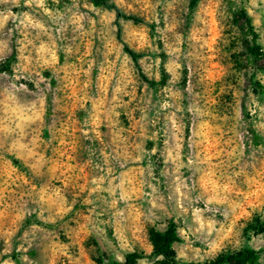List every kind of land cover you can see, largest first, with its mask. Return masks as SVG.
Returning a JSON list of instances; mask_svg holds the SVG:
<instances>
[{
  "label": "clouds",
  "instance_id": "clouds-1",
  "mask_svg": "<svg viewBox=\"0 0 264 264\" xmlns=\"http://www.w3.org/2000/svg\"><path fill=\"white\" fill-rule=\"evenodd\" d=\"M113 2L126 10L131 6L125 5L124 0ZM137 2L143 0H133ZM51 3L59 5L60 0ZM71 3L73 7L61 17L46 10L43 0H0V15L5 20L0 24V264H92L76 252L77 246L88 237L97 241L104 264H129V254L133 253L132 264H164V255H153L154 244L149 237L162 235L168 221L184 244L185 255L177 257L178 264H211L225 251L258 252L250 246L252 233L248 231L246 235V230L250 225L264 226V159L253 158L241 165L244 143L250 144L248 133L253 128L264 133V107L258 108L251 92L245 97L243 90L245 76L253 75L251 67L239 73L229 71L235 83L223 85L224 91L233 93L234 104L228 106L231 115L225 118L223 126L227 130L221 139L227 137L231 149L227 154L234 163L230 162L223 171L221 165L216 166L214 171L220 173L218 182L232 188L226 196L216 199L211 197V188L202 183L207 175L202 166L208 163L203 159L208 145L196 132L199 126L215 128L219 118L209 116L206 111L197 113L196 104L203 97L194 92L191 64L188 87L184 89L190 98L187 107L181 106V93L169 87L157 92L166 102L158 100L150 109L144 100L148 85H141L135 65L122 52L109 60L110 53L105 51L99 66L79 47L63 50V65L55 55L45 60L37 51V43L48 37L52 48L60 51L55 41L62 37L63 30L56 27V21H63L65 29L68 24L75 25L77 31L82 27L80 22L86 21L89 30L85 35L89 38L96 25L103 24L102 12L87 0H71ZM229 3L236 5L231 12L243 9L251 19L253 30L264 35L261 30L264 0H247V3L201 0V9L208 5L215 9V22L221 34L218 47L226 46L229 41L225 35L226 21L232 19L228 14ZM12 8L19 10L17 15H13ZM108 15L111 25L116 13ZM129 27L125 26L124 43L130 48L136 45L137 52L151 48L150 43L141 48L131 42ZM174 27L173 24L166 31H173ZM115 31L114 27H108L104 35L113 39L111 33ZM147 31L140 29L145 36ZM204 31L207 32L206 21ZM188 41L192 43L191 36ZM227 55L220 54L219 60ZM159 63L157 60V68ZM139 64L148 79L158 85L159 72L153 77L143 60ZM176 66L179 68V64ZM227 67L231 69V64ZM45 70L52 73L47 80L41 75ZM195 76L199 77L197 87H200L205 81L204 73L198 69ZM255 79L264 83V74H256ZM29 84L34 85L35 92L30 91ZM32 96L36 101L25 113L29 118L18 121L14 107L20 102L28 104ZM244 106L251 116L247 121L241 117ZM149 111L153 112L150 120ZM80 112L86 114L82 122L77 115ZM136 113L140 114L139 118ZM121 116L126 118L127 127ZM46 118L51 121L48 126ZM189 125L191 135L185 139ZM149 126L154 129L151 135ZM45 130L49 132L48 139L41 138ZM81 138L97 145L84 163L78 162ZM148 141L153 145L150 150H146ZM13 159L21 161V170L12 166ZM161 160L164 171L158 174ZM249 175L258 177L259 182L248 180ZM39 177H47L46 190L38 189L33 183ZM253 188L257 189L256 193ZM33 217L51 230L38 228ZM36 232H45L51 238L42 250L33 248L29 240V235ZM61 235L68 237V243L60 244ZM30 250L37 252V259H29ZM95 252L96 248H90L88 255Z\"/></svg>",
  "mask_w": 264,
  "mask_h": 264
},
{
  "label": "rangeland",
  "instance_id": "rangeland-1",
  "mask_svg": "<svg viewBox=\"0 0 264 264\" xmlns=\"http://www.w3.org/2000/svg\"><path fill=\"white\" fill-rule=\"evenodd\" d=\"M44 8L48 11H55L61 17L68 12V9L72 8L73 5L71 0H60L59 5H53L51 0H43ZM88 3L92 4L90 0ZM109 3H113V0H108ZM247 3V0H243ZM125 5H131L129 10L125 8H120L125 15H129L138 20V22H132L124 19H115L112 24L109 25V15L112 11H108L102 7H95L102 12L103 24L96 25V31L92 33L89 38L85 34L88 32L89 28L86 21H81V29L76 30V26L68 24L67 28H64L63 21H56V27L63 30L62 37L55 41L56 49L60 51H55L52 45L48 41V37H43L37 43V51L45 59L49 60L53 55H55L61 65H63L65 60L64 49H73L79 47L80 51L88 56L97 66L103 62L104 52L110 53L109 60L115 59L117 56L127 55L123 50V46H127L131 49L135 55L136 59L132 60L135 65L136 71L139 75V82L148 85V91L145 93L144 100L151 109L152 105L157 104V101H162V97L157 95L158 90L160 92L166 91L169 87L173 91H179L181 93V106L187 107L190 100L188 94L184 89L188 87L189 82V65L191 64L193 69V86L194 92L198 96H202L203 99L196 104V110L198 114L204 113L205 111L209 116L219 118L218 124L213 127L199 126L196 132L198 138H202L206 141L208 148L205 149L203 159L208 161L207 164L202 167L207 171V175L203 177L202 183L206 187L211 188V197L219 199V196H226L231 190V186L226 183H219L217 176L220 173L215 172L217 165H221V171L227 167L231 162L234 163L228 156V152L231 149L228 148L227 137L223 136V133L227 130L225 126V118L231 115V109L228 108L229 105L234 104V96L231 91H224V83H235V77H230L228 75L230 72H243L251 67L253 70L252 77L245 76V97L247 93L251 92V98L255 100L256 105L259 107H264V83L255 79L256 74H264V35H261L253 30L251 19L247 16V13L243 9H238L237 12H231V9L236 7V5L228 4V14L232 16V19L226 21V32L225 35L229 37V41L226 46L218 47L220 41V32L217 30V25L215 22V9L212 5H208L201 9V0L192 4L191 0H143V2L133 3V0H124ZM116 5V4H115ZM117 6V5H116ZM13 15H17L19 10L16 8L11 9ZM27 11V9H25ZM74 11V9H73ZM245 13L249 24L245 18L240 19L236 24L235 19L241 14ZM71 14V13H69ZM91 15V14H90ZM167 16V20L165 17ZM94 19H99V17H93ZM31 19V16H30ZM123 21V23H121ZM205 21L207 22V32L205 33ZM38 22V21H35ZM4 16L0 15V24H4ZM7 24H11V21H7ZM175 25L173 31H166L167 27ZM130 25L129 29V39L131 42L136 43L139 47L144 48L147 43L151 44V48L145 47L143 50L137 52L134 51L136 45L131 48L128 44L124 43V37L126 28L125 26ZM249 26L251 29H249ZM48 27V25H45ZM114 27L116 31L111 33L114 37L109 39L104 35L107 28ZM141 28H146L147 36L140 32ZM31 31V29H29ZM261 30H264V22H262ZM6 31V30H5ZM35 35V33H33ZM53 36L55 37V29L53 30ZM192 37V43L188 41V37ZM248 37H251L249 41ZM199 42V43H197ZM105 45L107 47H105ZM122 46V48H121ZM239 49V51H237ZM222 53H228V55L221 60L219 56ZM128 56V55H127ZM179 57V59H177ZM144 61V67L148 68L153 77L159 72L160 80L159 84L155 80H149L148 76L144 74L139 61ZM159 61V66L157 68L156 61ZM179 64V68H177ZM231 64V69H228V65ZM201 70L204 73L205 81L200 86L197 87V79L199 77L195 76L197 70ZM96 69H93V74L95 75ZM177 74L179 76L176 79ZM9 75L11 72L9 70ZM45 80L49 79L52 75L51 71L45 70L41 74ZM170 84V82H173ZM23 83V81H21ZM53 87L55 86V81H52ZM30 91L35 92L34 85H28ZM41 89L44 88L42 84ZM138 95L140 92L138 91ZM23 98V94H21ZM19 99V98H18ZM51 97H49V100ZM29 103L25 104L20 102L16 104L13 109L15 116L18 121L23 122L29 117L25 113L29 110V105L35 103L36 97L32 96L29 98ZM227 109V110H226ZM32 112L35 113V108H32ZM246 106L243 107L241 111V117L244 120L251 119L250 115H247ZM63 118V114H58ZM78 118L83 121L86 119V114L80 112L77 114ZM139 118V113L135 114ZM153 116V112H148V119L150 120ZM163 117V114H161ZM202 119L207 120V117L202 116ZM120 120L123 122L124 126L127 127V120L125 117L121 116ZM51 123L49 119L46 118L45 124L48 126ZM259 123V120L257 121ZM102 131H104L102 129ZM154 129L149 126L148 134L151 135ZM247 131V129H245ZM191 135L190 125L186 128L185 139ZM249 141L244 143V158H241V165L249 162L251 159H256L257 161L264 159V133H261L258 129L253 128L251 132L248 133ZM42 139L49 138V132L47 130L42 132ZM243 139V137H242ZM139 142V141H138ZM152 141L146 143V150H150L152 147ZM163 146L161 141V147ZM23 148V145H21ZM234 147V146H233ZM97 148V145L91 143L87 140L81 138V143L78 147V162L84 163L89 159L90 153ZM211 149L209 151L208 149ZM47 155V154H46ZM183 156V153H182ZM214 157H220V159H215ZM93 163H95L96 158L92 157ZM155 160V157H153ZM12 166L18 170L22 169L21 161L18 159L12 160ZM240 166H237L239 170ZM164 164L161 160L157 165V173H163ZM170 171V168H169ZM183 172V169L181 170ZM229 172L232 169H228ZM6 178V176H5ZM248 180L253 183H258V177L247 176ZM38 189L46 190L47 177L36 178L33 182ZM257 189L253 188V193H256ZM161 194H167L161 189ZM101 195H106L102 193ZM31 207V205H29ZM147 211V208L145 209ZM198 208H194V211H198ZM32 221L36 224L38 228H46L39 221L32 218ZM171 222H167V226ZM28 229L26 225L25 230ZM167 227L164 228L163 233L166 231ZM50 228H46V231H50ZM248 231H251L252 235L250 238V246L252 249L259 250L256 258L250 264H264V226L259 224L250 225L249 229L246 230V235ZM111 233L109 232V236ZM162 235L157 234L155 236L150 235L149 239L154 244V249L160 244ZM50 237H46L45 232H36L34 235H29V240L33 244L35 249H43L49 243ZM60 244L68 243V237L61 235L59 237ZM27 246V245H26ZM90 248H96L95 253H90L88 251ZM76 252L84 256L86 260L91 261L92 264H104V258L100 255V248L97 245V241L93 240L92 237H88L76 248ZM172 252L174 255L175 263L178 264L177 257H183L184 244L183 241L178 238V242L172 245ZM224 253H232L231 251H225ZM155 256V255H154ZM38 258L37 252L30 250L29 259L35 260ZM43 259V256L39 257ZM13 259L15 255L13 254ZM164 264H170L167 260Z\"/></svg>",
  "mask_w": 264,
  "mask_h": 264
},
{
  "label": "trees",
  "instance_id": "trees-1",
  "mask_svg": "<svg viewBox=\"0 0 264 264\" xmlns=\"http://www.w3.org/2000/svg\"><path fill=\"white\" fill-rule=\"evenodd\" d=\"M198 0H191L192 4L196 3ZM90 2L95 7H102L105 8L108 11H112L116 13V19H124L129 20L132 22H138L137 19H135L132 16L125 15L120 8H118L115 4L109 3L108 0H90ZM245 18L247 21V25L249 24V21L247 19V16L245 13H241L237 19L234 20V22L237 24L240 19ZM249 29L251 27L249 26ZM123 50L125 53L132 59H136L135 53L129 49L127 46H123ZM178 242V237L174 234V229L171 223L167 226L166 231L162 234L161 242L160 244L154 249L153 255H164L165 260H167L170 264H176L174 255L172 252V245ZM133 254H129V264H132V258L131 256ZM257 253L253 251H248L247 249L244 252H238V253H224L220 254L216 257L214 261L211 262V264H250L254 261L256 258ZM207 264V262H206Z\"/></svg>",
  "mask_w": 264,
  "mask_h": 264
}]
</instances>
